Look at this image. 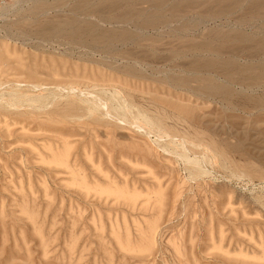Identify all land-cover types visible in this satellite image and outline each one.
Here are the masks:
<instances>
[{"label": "rangeland", "instance_id": "rangeland-1", "mask_svg": "<svg viewBox=\"0 0 264 264\" xmlns=\"http://www.w3.org/2000/svg\"><path fill=\"white\" fill-rule=\"evenodd\" d=\"M81 1L0 0V264H264V123L236 114L256 110L249 99L264 100V83L248 87L237 80L230 88L226 85L234 100L226 94L200 96L192 88L200 76H210L189 75L192 54L184 50L192 42L218 40L227 31L264 37V8L244 0L239 4L243 10L237 6L220 15L218 8L207 5L210 1L193 0L197 5L181 3L172 15L166 7V21L140 30L156 43L150 52L155 57L147 56L129 75L120 57L126 47L104 50L84 47L66 35L38 34L43 21L87 18L102 31L126 25L108 21L113 12L82 14L75 8ZM167 1L164 6L179 2ZM155 2H135L134 11L153 14ZM134 23L125 28H136ZM174 50L185 54L174 56ZM169 75L189 85L177 87ZM213 78L224 83L221 76ZM69 109L73 118L62 115ZM139 110L163 122L161 131L174 135L154 134L160 128L149 130ZM227 113L231 117L220 119ZM135 114L139 120L133 119ZM140 124L144 126L138 129ZM220 125L226 128L222 131ZM181 154L197 159V168ZM102 188L114 194L102 193Z\"/></svg>", "mask_w": 264, "mask_h": 264}, {"label": "bare ground", "instance_id": "bare-ground-1", "mask_svg": "<svg viewBox=\"0 0 264 264\" xmlns=\"http://www.w3.org/2000/svg\"><path fill=\"white\" fill-rule=\"evenodd\" d=\"M81 1V0H80ZM97 1V0H96ZM152 0H98L95 4L93 3H91L90 4V1L89 0H84V2H83V0L80 2V3H77V6H75V8H77V9H80L81 10V12H82V14H91V13H98L99 15H102V14H105V13H108V11L109 12H113V14H111V16L109 17L110 19L108 20V21H111V22H115V23H119V22H121V23H125L126 25L127 24H129V25H131L132 23H134L135 21L137 22V20L139 21V22H137L138 23V25L136 26V23H134L135 25L134 26H136V28L134 27V29H128V28H125V26H121V25H118V26H120V28L119 27H116L117 29H111V30H107V31H102L101 29H99L98 28V26H99V24H96V23H90L89 21L87 22V21H85L87 18H84L85 20H79V21H77V19H70V18H67V20L68 19H70L69 21H64V20H62V19H58V21H64V23H57V24H54V22H53V24L52 23H49V22H45V21H43V24L42 25H40V28H39V25H38V34H40V35H42V36H44V35H48V37H52V36H55L56 35V37L58 36V35H62V36H64L65 37V35L67 36V37H69L72 41L74 40V41H76V42H78L79 44H81V45H84V47L87 45L88 47H97L98 49H99V47H101L102 49H104V50H108L109 48H115V47H117V46H120V48L121 47H123L124 49H125V47H126V49L124 50V53L122 54V56L120 55V57L121 58H124V60H126V66H123V67H125V73H127V74H132L133 73V70H134V68L136 67V65H138V64H140L139 62H141V61H144L145 60V58H147V56L148 57H150V55H151V57L150 58H152V56H154L156 53H155V51L153 52L152 51V53H150L151 52V50H155V49H153V48H155V42H154V45L153 44H151V42L150 41H152V40H150V39H152V38H150L151 37V35H150V37L149 36H147V35H143V34H141L142 32H143V30L140 32V30L142 29V28H146V27H150L151 29H153L154 27H156V26H158L159 25V23L160 24H162L161 22L162 21H164L165 20V13H164V8H166L165 10H169L170 12V14H172V15H174V14H176L175 12H176V9L181 5V3H183V5H187V7L188 8H190V7H193V5L194 4H196V2H197V0H196V2H194L193 0H179V2H177V3H169V4H171L170 6L169 5H167V6H164L165 4H167V0H156V5L154 6V12H153V14H150V15H147V14H149V13H146V11H137V9H136V11H134V8H135V6H133V4L135 3V2H144V3H147L146 5H149V3L151 2ZM155 1V0H154ZM167 1V2H166ZM202 2H203V0H201ZM208 1H210V4H207V5H210L211 7L212 6H214V7H216V8H218V13L220 14L221 12L222 13H224V10H230V9H232V10H235L236 11V9L235 8H237V6H238V9L240 8V5L239 4H241V2L243 3V5H244V2H246V1H244V0H208ZM241 1V2H240ZM250 1H252V0H250ZM166 2V3H165ZM199 2H200V0H199ZM202 2H200V3H202ZM165 3V4H164ZM203 3H207V2H203ZM209 3V2H208ZM248 3H251V4H253V5H255V6H257L258 8H264V0H253L252 2H249L248 1ZM248 3H246V4H248ZM154 4V3H153ZM143 5V4H142ZM197 5V4H196ZM200 5V4H199ZM202 5H205V4H202ZM242 5V6H243ZM253 5H251L252 7H253ZM144 6V5H143ZM152 6V5H151ZM201 6V5H200ZM247 6V5H246ZM250 6V7H251ZM133 7V8H132ZM146 7V6H145ZM181 7V6H180ZM182 7H184L185 8V6H182ZM195 7H197V6H195ZM245 7V6H244ZM257 7H254V9L256 8L257 9ZM146 8H150L149 6H147ZM152 9H153V7H151ZM198 8H199V6H198ZM197 8V9H198ZM201 8V7H200ZM234 8V9H233ZM242 8V7H241ZM240 8V9H241ZM248 8V7H247ZM246 8V9H247ZM142 9V8H141ZM141 9H138V10H141ZM193 9V8H192ZM204 9H207V7L206 8H204ZM253 9V8H252ZM253 9V10H254ZM144 10V9H143ZM146 10H149V9H146ZM178 10H183V9H178ZM177 10V11H178ZM184 10H186V9H184ZM199 10V9H198ZM209 10V9H208ZM207 10V12L209 13V11ZM211 10H213V9H211ZM231 10V11H232ZM242 10H243V8H242ZM248 11H250L251 9H247ZM264 10V9H263ZM150 11V10H149ZM196 11V10H195ZM194 11V12H195ZM201 11V10H200ZM235 11H233V12H235ZM259 11V10H258ZM260 11H261V9H260ZM168 12V11H167ZM187 12V11H186ZM202 12V11H201ZM200 12V13H201ZM206 12V11H205ZM213 12H217V10H213ZM252 12V11H251ZM250 12V13H251ZM232 12H230L229 14H231ZM253 13H255V12H253ZM258 13V12H257ZM201 14H203V13H201ZM200 14V15H201ZM205 14V13H204ZM207 14V13H206ZM216 15V13H213V14H211V15ZM219 14H217L216 15V17L219 15ZM226 14H228V11L226 12ZM226 14H223V15H226ZM242 14V13H241ZM209 15V14H208ZM221 15V14H220ZM222 15V16H223ZM203 16H205V15H203ZM207 16V15H206ZM228 16V15H227ZM257 16V15H256ZM172 17V16H171ZM170 17V18H171ZM208 17V16H207ZM206 17V18H207ZM211 17V19H212V16H210ZM215 17V16H214ZM215 17V18H216ZM164 18V20H161V19H163ZM201 18H205V17H201ZM205 18V19H206ZM214 18V19H215ZM81 19V18H80ZM102 20H103V18H101ZM100 19V20H101ZM210 19V20H211ZM47 20H49V19H46V21ZM88 20V19H87ZM99 20V21H100ZM167 20H169V19H167ZM166 21V20H165ZM45 22V23H44ZM198 22V21H197ZM39 23V22H38ZM41 23V22H40ZM165 23V22H164ZM163 23V24H164ZM169 23V22H168ZM96 25H98V26H96ZM100 27V26H99ZM101 28V27H100ZM115 28V27H114ZM147 29V28H146ZM158 29V28H157ZM156 29V30H157ZM156 34V33H155ZM62 36H61V39H62ZM58 38V37H57ZM56 38V39H57ZM154 38H156V37H154ZM153 38V39H154ZM256 37H252L251 35H248V34H244V33H233V32H231V31H227V32H225V33H223V34H221V38H219L218 40H210V41H196L195 43L194 42H192V43H190V44H188L187 45V47H184V48H186V49H184V50H186L185 52H190L192 55H191V61H190V63H189V65H188V67H189V70L190 71H188V73H189V75L191 74V72L194 74H196L195 76H197V74H198V77H199V74L201 75L202 73H204V74H207V75H209L210 76V78H203L202 79V76H204V75H202V76H200L201 78H199V79H197V80H199V82L198 81H196L197 83H199L198 85H196L194 88H192L193 89V92L194 91H197L198 92V94H200V96H201V94H203V95H205V96H209V97H211V96H217V95H219V94H221L222 96H224L226 93H228V90H229V88L231 87V84L233 85L237 80V82L239 83V82H242V84H244L245 83V85L246 86H248V87H251V86H253V85H261V83H264L262 80H264V37H262V38H258V39H255ZM50 39V38H49ZM53 39V38H52ZM55 39V38H54ZM55 39V40H56ZM60 39V40H61ZM58 40V39H57ZM56 40V41H57ZM59 40V41H60ZM63 40V39H62ZM67 40V39H66ZM150 40V41H149ZM38 41V40H37ZM40 41V40H39ZM65 41V40H64ZM147 41H149L150 43L148 44V42ZM159 40H157V42H158ZM190 41V40H189ZM41 42V41H40ZM67 42V41H66ZM152 42V43H153ZM187 43H188V41H186ZM185 42V43H186ZM68 43V42H67ZM182 43V42H181ZM185 43H184V46H185ZM52 44V43H51ZM76 44V43H75ZM151 44V45H150ZM68 45V44H67ZM69 45H71L70 43H69ZM72 46H73V44H72ZM74 46H76V45H74ZM157 46V45H156ZM80 47V46H79ZM78 47V48H79ZM83 47V46H82ZM87 47V49H89ZM158 47H160V46H158ZM61 48V47H60ZM100 48V49H101ZM113 48V49H114ZM119 48V49H120ZM86 49V48H85ZM91 49V48H90ZM158 49V48H157ZM161 49V48H160ZM84 50V49H83ZM103 50V51H104ZM115 50H117L116 48H115ZM178 50H180V49H178ZM121 51V50H120ZM157 51V50H156ZM163 51V50H162ZM172 51V50H171ZM175 51V50H174ZM66 52V51H65ZM85 52H88V51H85ZM90 52V51H89ZM100 52V51H99ZM107 52V51H106ZM173 52V51H172ZM181 51H175V53H174V56H183L185 53H184V51L183 52H181V53H183V54H181L180 53ZM103 53V52H102ZM112 53V52H111ZM114 53H115V51H114ZM105 54V53H104ZM99 55V54H98ZM164 55V54H163ZM118 56V55H117ZM124 56V57H123ZM162 56V55H161ZM186 56V55H185ZM155 57V56H154ZM153 57V58H154ZM166 57V56H165ZM104 58H105V56H104ZM108 58V57H107ZM111 58V57H110ZM101 59V58H100ZM113 59V58H112ZM115 59V58H114ZM164 59V58H163ZM188 59V58H187ZM242 59H245L246 61L245 62H247V63H241L240 62V60H242ZM99 60V59H98ZM98 60H96V61H98ZM107 60L108 59H106V62H107ZM116 60V59H115ZM151 60V59H150ZM249 62H248V61ZM147 61V60H146ZM145 61V62H146ZM99 62V61H98ZM102 62L103 61H101V62H99V63H101L102 64ZM106 62H103L104 63V65L106 64ZM108 62H110V61H108ZM107 62V63H108ZM142 63V62H141ZM187 63V62H186ZM111 64H114L113 62H111ZM117 64V63H116ZM115 64V65H116ZM187 65V64H186ZM185 65V66H186ZM111 65H109V67H110ZM113 66V65H112ZM106 66H104V68H105ZM45 68V67H44ZM111 68V67H110ZM114 68V67H113ZM115 68H119L118 66H115ZM46 69V68H45ZM57 69V68H56ZM91 69V68H90ZM120 69V68H119ZM124 69V68H123ZM97 70V69H96ZM111 70V69H110ZM113 70V69H112ZM188 70V69H187ZM27 71H30V70H27ZM91 71V70H90ZM100 71V70H99ZM117 71V70H116ZM136 71V70H135ZM31 72V71H30ZM46 72V71H45ZM115 72V71H114ZM113 72V73H114ZM118 72V71H117ZM119 72H121V70L119 71ZM124 72V71H123ZM140 72V71H139ZM139 72H134L135 74H138ZM33 73V72H32ZM41 73V72H40ZM57 73V72H56ZM76 73V72H75ZM113 73H111V75L113 74ZM124 73V74H125ZM187 73V72H186ZM34 74H37L36 72L34 73ZM101 74V73H100ZM103 74V73H102ZM134 74V75H135ZM38 75V74H37ZM42 75V74H41ZM45 75V74H44ZM47 75V74H46ZM121 75V74H120ZM123 75V74H122ZM142 75V74H141ZM166 75V74H165ZM38 76H40V74L38 75ZM55 76V75H54ZM59 76V75H58ZM103 76H104V74H103ZM118 76V75H117ZM169 76H171V75H169ZM213 76H215V77H222L223 79H224V83L223 82H221V83H216V81L214 80V78L212 79V77ZM41 77V76H40ZM49 77V76H48ZM51 77H53V76H51ZM50 77V78H51ZM61 77V76H60ZM72 77V76H71ZM75 77V76H74ZM93 77V76H92ZM105 77V76H104ZM113 77H114V74H113ZM112 77V78H113ZM121 77V76H120ZM120 77H119V79H117L119 82H120ZM125 77H126V75H125ZM134 77H137V76H134ZM139 78L141 77V76H138ZM144 77V76H143ZM143 77H141V78H143ZM172 77V76H171ZM45 78V77H44ZM56 78V77H55ZM68 78V77H67ZM69 78H70V76H69ZM76 78V77H75ZM74 78V79H75ZM88 78V77H87ZM101 78V77H100ZM169 77H167V79H168ZM192 78H193V75H192ZM18 79V78H17ZM109 79H111V78H109ZM181 79V78H180ZM220 79V78H219ZM113 79H111L110 81H112ZM169 80H171V81H175V82H178L177 84H178V86L177 87H179L180 86V88H183V87H185L186 85L188 86L189 84L187 83V80L186 79H181V80H175V78L174 77H172V79L170 78ZM189 80V79H188ZM102 81H103V79H102ZM192 81V80H191ZM195 81V80H194ZM223 81V80H222ZM82 82H84V81H82ZM104 82V81H103ZM106 82H108V83H110L109 81H108V78H107V80H106ZM190 82V81H189ZM101 83V82H100ZM113 83V82H112ZM17 84V83H16ZM21 84V83H20ZM26 84V83H25ZM31 84V83H30ZM240 84V83H239ZM15 85V84H14ZM22 85V84H21ZM32 85V84H31ZM37 85V84H36ZM35 85V86H36ZM68 85V84H67ZM111 85V84H110ZM125 85V84H124ZM176 85V84H175ZM229 87H227V86ZM264 85V84H263ZM16 86V85H15ZM14 86V87H15ZM20 86V85H19ZM29 86V85H28ZM49 86V85H48ZM58 86V85H57ZM57 86H56V88H57ZM64 86V85H63ZM62 86V87H63ZM122 86V85H121ZM236 87L238 86L237 84L235 85ZM242 86V85H241ZM18 87V86H17ZM30 87V86H29ZM127 87H129V86H127ZM240 87V86H239ZM257 88L259 87V86H256ZM255 87V88H256ZM264 87V86H263ZM263 87H261V88H263ZM37 88V87H36ZM52 88V87H51ZM65 88V87H64ZM73 88V87H72ZM97 88V87H96ZM126 88V87H125ZM232 88H233V86H232ZM254 88V87H253ZM32 89V88H31ZM49 89V88H48ZM55 89V88H54ZM57 89H59V87L57 88ZM176 89V88H175ZM196 89V90H195ZM21 90V89H20ZM33 90H35V89H32V91ZM76 90V89H75ZM84 90V89H83ZM107 90V89H106ZM131 90V89H130ZM232 90V89H231ZM234 90V89H233ZM232 90V91H233ZM16 91V90H15ZM77 91H79V90H77ZM109 91V90H108ZM240 91L241 92H243L242 90H241V88H240ZM239 91V92H240ZM251 91V90H250ZM256 91V90H255ZM254 91V92H255ZM14 92V91H13ZM51 92H53V91H51ZM62 92V91H61ZM70 92V91H69ZM68 92V93H69ZM84 92V91H83ZM112 92V91H111ZM236 92H238L237 90H236ZM238 92V95H240V93ZM54 93V92H53ZM65 93H67V92H65ZM64 93V94H65ZM71 93V92H70ZM80 93H82L81 91H80ZM94 93V92H93ZM195 93V92H194ZM232 93H235L234 91L232 92ZM10 94H13L12 92L10 93ZM9 94V95H10ZM73 94H75V93H73ZM115 94V93H114ZM197 94V95H198ZM229 94V93H228ZM243 94H244V92H243ZM13 95H15V94H13ZM22 95V94H21ZM50 95V94H49ZM63 95V94H62ZM70 95V94H69ZM119 95V94H118ZM202 95V96H203ZM220 95V96H221ZM227 95V94H226ZM230 95H231V92H230ZM234 95V94H233ZM237 95V94H236ZM235 95V96H236ZM12 96V95H11ZM10 96V97H11ZM56 96V95H55ZM76 96V95H75ZM110 96V95H109ZM116 96V95H115ZM228 97H230L229 95H227ZM232 96V95H231ZM262 96H263V94H262ZM9 97V98H10ZM19 97V96H18ZM21 97H23V95L21 96ZM21 97H19L20 98V100L22 99ZM43 97V96H42ZM65 97V96H64ZM67 97H68V95H67ZM67 97H66V99H67ZM90 97L92 98V96L90 95ZM89 97V98H90ZM97 96H95V98H96ZM118 97V96H117ZM226 97V96H225ZM233 97V96H232ZM232 97H230L229 99H233ZM260 97V96H259ZM13 98H15V96H13ZM44 98V97H43ZM49 98V97H48ZM86 98V97H85ZM111 98H113V97H111ZM207 98V97H206ZM214 98V97H213ZM212 98V99H213ZM220 97H218V99H219ZM223 98V97H222ZM245 98H247V97H245ZM263 98H264V96H263ZM8 99V98H7ZM18 99V98H17ZM17 99L15 100H13L14 102H17ZM25 98H23V100H24ZM32 99V98H31ZM51 99H52V97H51ZM83 99V98H82ZM99 99V98H98ZM97 99V100H98ZM100 99H101V97H100ZM118 100L120 99V98H117ZM123 99V98H122ZM121 99V100H122ZM221 99V98H220ZM219 99V100H220ZM224 99V98H223ZM9 100V99H8ZM11 100V99H10ZM19 100V99H18ZM42 100V99H41ZM117 100V101H118ZM234 100V99H233ZM250 102H252L253 103V106H252V108L254 107V106H256V110H249V111H247V112H243V111H245V109L244 110H242V113H236V114H243L244 115V117L245 116H248L249 118V120H252V121H257V122H263L264 123V110L262 109V108H264V100H262V99H254L253 98V101H251V97H250ZM12 100H11V102H13ZM25 101V100H24ZM52 101V100H51ZM60 101V100H59ZM107 101V100H106ZM114 101V100H113ZM125 101V100H124ZM7 102V101H6ZM10 102V101H9ZM10 102V104H12ZM21 102H23V101H20V102H18V103H21ZM29 103H30V101H28ZM28 102H27V104H28ZM34 103H35V100L33 101ZM47 101L45 100V103H46ZM91 102H93V101H91ZM102 102V101H101ZM110 102V101H109ZM108 102V103H109ZM116 102V101H115ZM226 102V101H225ZM228 102V101H227ZM229 102H231V101H229ZM240 102H242V100L240 101ZM239 102V103H240ZM8 103V102H7ZM18 103H16V104H18ZM50 103V102H49ZM48 103V104H49ZM96 103H97V101H96ZM99 103V102H98ZM122 103V102H121ZM121 103H120V105H121ZM126 103V102H125ZM125 103H123V105L125 104ZM222 103V102H221ZM220 103V104H221ZM235 103V102H234ZM239 103L237 104V105H239ZM9 104V103H8ZM15 104V105H16ZM55 104V103H54ZM251 104V103H250ZM20 104H18V106H19ZM22 105V104H21ZM72 105V104H71ZM91 105H93V104H91ZM115 105H117L116 103H115ZM11 106V105H10ZM27 106V105H26ZM69 106V105H68ZM74 106H79V105H73V108H74ZM112 106V105H111ZM119 106V105H118ZM117 106V107H118ZM228 106H230V103H229V105ZM241 106V105H240ZM245 107H246V105H244ZM67 107V106H66ZM70 107V106H69ZM69 107H67V109L69 108ZM88 107V106H87ZM91 107H93V106H91ZM101 107V106H100ZM120 107H122V106H119L117 109H122V108H120ZM125 107V106H124ZM123 107V108H124ZM136 107V106H135ZM224 107V106H223ZM226 107V106H225ZM36 108V107H35ZM73 108H71V109H73ZM78 109H80L79 107H77ZM83 108V107H82ZM82 108H81V110H82ZM95 108V107H94ZM94 108H91V109H93V111H95L94 110ZM102 108V107H101ZM115 108V107H114ZM113 107H112V109H114ZM126 108H127V105H126ZM129 108V107H128ZM187 108V107H186ZM232 108V107H231ZM236 108V107H235ZM237 108H241V107H238L237 106ZM236 108V109H237ZM244 108V107H243ZM64 110H66V108H63ZM71 109H69L68 110V112H66V113H62V115H65V118H66V115H69L70 116V112L69 111H71ZM86 109V108H85ZM96 109V108H95ZM116 109V110H117ZM132 109V108H131ZM189 109V108H188ZM188 109H187V111H188ZM191 109V108H190ZM234 109V108H233ZM232 109V110H233ZM249 109V108H248ZM80 110V111H81ZM87 110V109H86ZM90 109H88V112H90L89 111ZM125 109H123V110H121L122 111V114H123V111H124ZM133 110V109H132ZM182 110H185V109H182ZM191 110H193V109H191ZM191 110H189L190 112H191ZM263 110V111H262ZM73 111V110H72ZM103 111V110H102ZM140 111L141 110H139V112L137 113L138 115H140V120H142L141 121V123H146V125L148 124L149 126H151L150 128H149V130L150 129H157L156 131H158V128H160V131L159 132H153V131H151V132H153L154 134L156 133L157 135H158V133H165V134H162V135H167L166 134V131H167V129H166V131L164 132V130L163 131H161V129H162V123L160 122V120H158V121H155V117H154V120L152 119V118H150V116L149 117H147V116H145V115H143V113L142 114H140ZM187 111L185 110V112L187 113ZM231 111V110H230ZM239 111V110H238ZM64 112V111H63ZM75 112H76V108H75ZM74 112V113H75ZM77 112H78V110H77ZM87 112V111H86ZM92 112V111H91ZM90 112V113H91ZM126 112V111H125ZM128 112H130L131 113V111H128ZM190 112L188 113V114H190ZM193 112V111H192ZM234 112V111H233ZM69 113V114H68ZM78 113H80V112H78ZM181 113H184V112H181L180 111V114ZM185 113V114H186ZM194 113V112H193ZM231 113V112H230ZM55 114H57V113H55ZM97 114V113H96ZM100 114V113H99ZM103 114H105V113H103ZM132 114H134V113H132ZM137 114H135L134 115V117H133V119H136V117H138V115ZM179 114V115H180ZM188 114H186V115H188ZM192 114V113H191ZM71 115L72 116H70L71 118H73V114L71 113ZM75 115H76V113H75ZM78 115H81V114H78ZM91 115V114H90ZM108 115H109V113H108ZM112 115V114H111ZM146 115H148V114H146ZM193 115V114H192ZM191 115V116H192ZM57 116H58V114H57ZM77 116V115H76ZM102 116V115H101ZM110 116V115H109ZM120 116V115H119ZM136 116V117H135ZM190 116V115H189ZM188 116V117H189ZM194 116H196V114H194ZM229 114L227 113L226 115H224V116H221L220 117V119L222 118V117H224V118H229ZM60 117V116H59ZM80 117V116H79ZM114 117V116H113ZM142 117V118H141ZM152 117V116H151ZM158 117V116H157ZM184 117H185V115H184ZM187 116H186V118H188ZM231 117V116H230ZM239 117H241V116H239ZM48 118V117H47ZM61 118V117H60ZM68 118V117H67ZM75 118V117H74ZM115 118V117H114ZM126 118H127V115H126ZM125 118V119H126ZM180 118H182V117H180ZM185 118V119H186ZM193 118V117H192ZM191 118V119H192ZM195 118V117H194ZM201 118V117H200ZM242 118V117H241ZM50 119V118H49ZM62 119V118H61ZM94 119V118H93ZM113 119V118H112ZM138 119V118H137ZM136 119V120H137ZM138 119V120H139ZM158 119H159V117H158ZM184 119V118H183ZM182 119V120H183ZM190 119V121H193V120H191ZM197 119V118H196ZM195 119V120H196ZM243 119V118H242ZM242 119H238V120H240V121H242ZM63 120V119H62ZM127 120V119H126ZM157 120V119H156ZM188 120H189V118H188ZM197 120H201V119H197ZM196 120V121H197ZM229 120V119H228ZM227 120V121H228ZM235 120V119H234ZM247 120V119H246ZM245 120V121H246ZM52 121V120H51ZM225 121V120H224ZM224 121H223V123H224ZM232 121V120H231ZM231 121L230 122H226V123H228V126L231 128V127H235V129L237 128L236 126L237 125H235V124H233V123H231ZM58 122V121H57ZM183 122H185L184 120H183ZM188 121H186V123H187ZM198 123H199V121H197ZM62 123V122H61ZM125 123H127V122H125ZM189 123V122H188ZM193 123H195V122H193ZM197 123V124H198ZM226 123H224V124H226ZM249 123V122H248ZM255 123V122H254ZM253 123V124H254ZM134 124H136V123H134ZM133 124V125H134ZM164 124V123H163ZM192 124V123H191ZM200 124V123H199ZM244 124H246V123H244ZM250 124H251V121H250ZM249 124V127L251 126L252 127V125H250ZM129 125V124H128ZM131 125V124H130ZM132 125V126H133ZM145 125V124H144ZM144 125H139V126H137L138 127V129H139V127H142V126H144ZM145 125V126H146ZM189 125H190V123H189ZM201 125V124H200ZM257 125V124H256ZM255 125V126H256ZM192 126H193V124H192ZM196 126V125H195ZM214 126H215V124H214ZM221 126V125H220ZM227 126V127H228ZM248 126V125H247ZM259 126V125H258ZM197 127H198V125H197ZM225 127V126H224ZM224 127L222 128V126H221V129H222V131H223V129H224ZM240 127V126H239ZM136 128V127H135ZM143 128H145V127H143ZM142 128V129H143ZM214 128V127H213ZM226 128V127H225ZM254 127H252V129H253ZM257 128V127H256ZM228 129V128H227ZM237 129H239V128H237ZM245 129H247V127L245 128ZM250 129V128H249ZM143 130H145V132H146V130L147 129H143ZM220 130V129H219ZM219 130H214V131H219ZM241 130V129H240ZM243 130V129H242ZM144 132V131H143ZM144 132V133H145ZM147 132H149V131H147ZM151 132H149V134L151 133ZM168 132H170L169 130H168ZM167 132V133H168ZM186 132V131H185ZM221 132V131H220ZM225 132V131H224ZM224 132H223V134H224ZM226 132H228V131H226ZM247 132V131H246ZM245 132V133H246ZM141 133V132H140ZM152 133V134H153ZM211 133V132H210ZM244 133V134H245ZM147 134V133H146ZM145 134V135H146ZM153 134V136H155ZM173 135H174V133H172ZM172 134H169L168 133V135L167 136H171ZM184 133H182L181 135H183ZM228 134V133H227ZM241 134V133H240ZM243 133H242V135H244ZM186 135H187V133H186ZM189 135V134H188ZM191 135V134H190ZM189 135V137H191ZM161 136V135H160ZM167 136H166V138H167ZM180 136V135H179ZM239 136H241V135H239ZM162 137V136H161ZM172 137H174V136H172ZM172 137H170V138H172ZM182 138H186V137H183V136H181ZM189 137H187V138H189ZM243 138H244V136H242ZM241 137V140L243 139ZM159 138V137H158ZM157 138V139H158ZM169 138V139H170ZM193 137H191V139H192ZM196 138H197V136H196ZM195 138V139H196ZM198 138H200V137H198ZM174 139V138H173ZM177 139V138H176ZM201 139V138H200ZM199 139V140H200ZM159 140H160V138H159ZM187 140V139H186ZM190 139H188V141H189ZM240 140V139H239ZM174 141V140H173ZM177 141V140H176ZM185 141V140H184ZM184 141H182V143L184 142ZM197 141V140H196ZM178 142V141H177ZM190 142V141H189ZM192 142H193V140H192ZM192 142H190V143H192ZM195 142V141H194ZM193 142V143H194ZM200 142H202V141H200ZM169 143H170V141H169ZM186 143V142H185ZM174 144V143H173ZM184 144V143H183ZM194 145H195V143H194ZM193 145V146H194ZM196 145L197 146H200L199 145V142H198V144L196 143ZM195 145V146H196ZM207 145V144H206ZM205 145V146H206ZM210 146V145H209ZM69 147V146H68ZM166 147V146H165ZM177 147H179V146H177ZM181 147H184V146H181ZM202 147V146H201ZM198 148V147H197ZM204 148H206V149H208V148H210V147H208V145H207V147H204ZM65 149H67V147L65 148ZM203 149V148H202ZM206 149H204V150H206ZM167 150H168V147H167ZM171 150V149H170ZM182 150H183V148H182ZM58 151V150H57ZM66 151H68V150H66ZM175 151H176V148H175ZM186 151V150H185ZM209 151H211V150H209ZM189 152V151H188ZM69 153V152H68ZM181 153V152H180ZM179 153V154H180ZM57 155V154H56ZM178 155V154H177ZM181 155H184V154H181ZM68 156V155H67ZM187 156V155H186ZM185 155L183 156V159L186 157ZM53 157V156H52ZM64 157V156H63ZM181 157V156H180ZM195 157V156H194ZM55 158V157H54ZM65 158H66V156H65ZM182 158V157H181ZM187 159H185V160H187V161H189L190 163L192 162L193 164H195V166H196V168H197V165L200 163L199 161H196L195 160V158L194 159H189L188 157H186ZM189 159V160H188ZM53 160V159H52ZM63 160V159H62ZM197 162V163H194V162ZM203 161V160H202ZM50 162H52V161H50ZM205 162V161H204ZM53 163V162H52ZM202 163V162H201ZM207 163V162H206ZM210 163V162H209ZM54 165L56 164V161L53 163ZM65 163H63V164H61L62 166L64 165ZM60 165V163H59V166H61ZM57 166V165H56ZM61 166V167H62ZM199 167V166H198ZM66 168V167H65ZM195 168V170H197ZM198 171H199V169H198ZM256 172H257V170H255ZM196 172V174H197V171H195ZM194 172V173H195ZM253 173L252 174H254V171H252ZM262 172V171H261ZM193 173V174H194ZM199 173V172H198ZM263 173V172H262ZM202 174V173H201ZM252 174H250V175H252ZM257 174H258V172H257ZM256 174V175H257ZM74 176H76L75 174H73ZM261 175V174H260ZM197 176V175H196ZM253 176V175H252ZM82 177H83V175H82ZM257 177V176H256ZM82 179V178H81ZM85 182V181H84ZM77 183V182H76ZM74 184V183H73ZM81 184V183H80ZM79 184V185H80ZM113 184V183H112ZM113 185H115V184H113ZM85 187H87V186H85ZM116 187V186H115ZM101 188V187H100ZM110 188V187H109ZM85 189V188H84ZM103 189V188H102ZM102 189H101V191H102ZM107 189V188H106ZM90 190V189H89ZM114 190V189H113ZM118 191L120 190V189H117ZM116 190V191H117ZM129 190V189H128ZM88 191V190H87ZM103 191L104 192H102V193H105V190L103 189ZM107 192H108V194L107 195H110V193L111 192H109L108 191V189L106 190ZM106 192V193H107ZM101 193V192H100ZM105 193V194H106ZM117 193V192H116ZM119 193V192H118ZM121 193V192H120ZM111 194H114V191H113V193H111ZM122 194H123V192H122ZM116 195V194H115ZM131 195V194H130ZM133 195V197H132V199H134V194H132ZM117 196V195H116ZM119 196V195H118ZM122 196V195H121ZM120 197V196H119ZM127 197H130L129 195H127ZM137 197V196H136ZM131 199V198H130ZM131 199V200H132ZM161 201V200H160ZM23 207V206H22ZM150 225V224H149ZM155 227V226H154ZM147 234V233H146ZM117 236V235H116ZM152 236V235H151ZM145 237V236H144ZM146 239V238H145ZM149 240V239H148ZM149 241H151V240H149ZM44 242V241H43ZM122 242V241H121ZM144 242V241H143ZM45 243V242H44ZM72 243V242H71ZM150 243V242H149ZM122 244V243H121ZM139 244H141V243H139ZM146 244H148L147 242H146ZM72 245V244H71ZM74 246V245H73ZM125 247H123V249L125 248H127L128 249V247H126V245H124ZM128 246V245H127ZM146 247V246H145ZM69 248V247H68ZM138 248H139V246H138ZM137 248V249H138ZM135 249V248H134ZM133 249V250H134ZM140 249V248H139ZM144 248L142 247L140 250L142 251ZM74 250V249H73ZM133 250H131V251H133ZM138 251V253L139 252H141V251ZM146 249H144V251H145ZM143 251V252H144Z\"/></svg>", "mask_w": 264, "mask_h": 264}]
</instances>
